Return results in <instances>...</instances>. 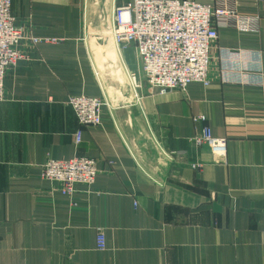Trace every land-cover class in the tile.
<instances>
[{"label": "crops", "instance_id": "0c3cea01", "mask_svg": "<svg viewBox=\"0 0 264 264\" xmlns=\"http://www.w3.org/2000/svg\"><path fill=\"white\" fill-rule=\"evenodd\" d=\"M85 7L12 0L24 56L0 100V264H264V17L259 34L218 29L208 85L144 88L137 98L96 74L111 59L100 44L96 66ZM239 10L260 7L239 0ZM39 36L61 41L34 43ZM118 48L119 62L139 72L135 47ZM83 93L106 99L101 125L79 123L68 99ZM205 125L228 138L226 162L196 144ZM75 156L96 159L98 174L71 198L42 170Z\"/></svg>", "mask_w": 264, "mask_h": 264}, {"label": "built area", "instance_id": "2783aa9c", "mask_svg": "<svg viewBox=\"0 0 264 264\" xmlns=\"http://www.w3.org/2000/svg\"><path fill=\"white\" fill-rule=\"evenodd\" d=\"M260 7L255 14L239 10V0H130L121 5L112 2L109 10H102L98 17L107 26L112 44L117 47H135L140 60L141 74L130 70L122 61L128 76L132 97H139V90L166 94L173 89L186 90L191 82L210 83V61L213 41L220 27L239 32H261L264 17V0H256ZM91 23H89L90 25ZM84 10V32L86 28ZM86 36V35H84ZM24 38L22 28L12 13V0H0V100L5 96L4 78L24 54L20 49ZM85 38V37H84ZM34 43L61 41L58 37H32ZM95 70V69H94ZM96 74L99 72L96 70ZM68 103L73 107L81 125L102 124V108L107 105L102 96L72 95ZM204 121V114L194 118ZM76 142L82 130L76 131ZM196 144H207L220 161H227L228 138L215 136L205 125L194 137ZM200 170V162L192 163ZM98 174L97 160L87 156L71 159L49 158L43 164L42 176L58 182L63 194L74 198L77 184L92 186ZM106 235H97V247L105 250Z\"/></svg>", "mask_w": 264, "mask_h": 264}, {"label": "rangeland", "instance_id": "374dc122", "mask_svg": "<svg viewBox=\"0 0 264 264\" xmlns=\"http://www.w3.org/2000/svg\"><path fill=\"white\" fill-rule=\"evenodd\" d=\"M110 0H86V28H85V40L92 46V51L94 52L93 57L95 60L96 66L98 65L96 61H98V50L103 44L109 51L110 56V71L105 70L104 68L97 67V71L99 79L103 81L105 87L111 88L113 85H121L125 89H130L128 76L124 70L123 65L119 62V48L116 44H112L111 35L107 31L106 24H101V19H99L98 15L102 12V10H109L111 7ZM89 23H91L89 25ZM90 49V48H89ZM138 77L141 74V69L137 72ZM141 77V76H140ZM139 77V78H140ZM121 83V84H120ZM124 83V84H123Z\"/></svg>", "mask_w": 264, "mask_h": 264}]
</instances>
